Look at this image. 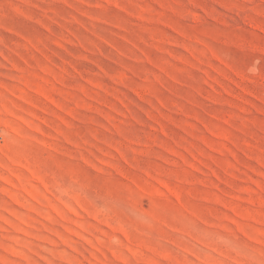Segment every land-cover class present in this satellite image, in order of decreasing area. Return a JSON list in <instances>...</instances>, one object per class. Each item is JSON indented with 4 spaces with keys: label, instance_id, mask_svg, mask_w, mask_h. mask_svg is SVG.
Segmentation results:
<instances>
[{
    "label": "rangeland",
    "instance_id": "1",
    "mask_svg": "<svg viewBox=\"0 0 264 264\" xmlns=\"http://www.w3.org/2000/svg\"><path fill=\"white\" fill-rule=\"evenodd\" d=\"M0 264H264V0H0Z\"/></svg>",
    "mask_w": 264,
    "mask_h": 264
}]
</instances>
